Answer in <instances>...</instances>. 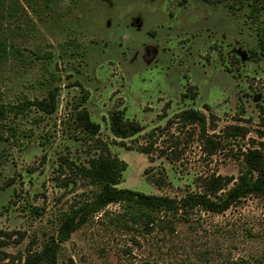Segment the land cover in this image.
Listing matches in <instances>:
<instances>
[{
  "label": "rangeland",
  "instance_id": "rangeland-1",
  "mask_svg": "<svg viewBox=\"0 0 264 264\" xmlns=\"http://www.w3.org/2000/svg\"><path fill=\"white\" fill-rule=\"evenodd\" d=\"M220 1L14 0L0 12V40L11 50L0 63L3 101L57 89L58 102L53 115L33 109L8 121L13 136L0 139V264H24L56 232L59 216L93 193L61 161L83 164L94 154L75 139L78 103L127 163L119 188L181 198L212 174L237 178L242 153L264 149V58L254 54L264 8L254 23L246 1ZM194 86L196 100L183 98ZM117 109L144 130L116 138ZM189 109L207 116V132L220 142L213 155L198 127L183 129L176 119ZM107 211L62 244L59 264H264V196L222 214L198 209L191 226L176 222L174 233L123 229L112 219L120 206Z\"/></svg>",
  "mask_w": 264,
  "mask_h": 264
},
{
  "label": "trees",
  "instance_id": "trees-1",
  "mask_svg": "<svg viewBox=\"0 0 264 264\" xmlns=\"http://www.w3.org/2000/svg\"><path fill=\"white\" fill-rule=\"evenodd\" d=\"M11 1L14 0H0V12L5 11ZM244 1L251 8L249 18L254 23L260 20L264 0H241V3ZM220 2L218 0V3ZM257 37L259 52L254 54L264 58V28H258ZM9 55L11 50L7 41L0 40V63ZM198 95V88L194 86L183 94V98L196 100ZM87 99L88 95L82 98V102ZM33 109L43 115H53L58 109L57 89H51L48 95L41 99L30 100L25 97L12 103L3 101V93L0 90V139L4 137L5 132H10L9 135L13 136V128L7 130L8 121L28 116ZM176 119L180 120L183 129L188 126L198 127L204 150L208 155L215 153L220 142L214 139V135L208 134L207 116L203 112L197 109L185 110L177 114ZM73 123L75 130L82 133L80 136L76 135L75 139L87 143L88 153L94 154L83 164H75L67 157H63L61 161L62 164L74 165L76 174L94 187L93 193L90 198L75 203L59 216L56 232L42 244L40 250H29L24 264H59L62 244L98 214L112 215L107 211L111 204L120 206V211L112 216L115 226L127 230H142L146 234L156 228L158 231L168 228L174 233V224H190L193 212L198 209L222 214L249 196H264L263 148H249L242 153V167L237 178L212 174L201 179V190L175 198L119 188L127 163L112 155L110 144L99 137L101 125L92 120L90 112L82 103L74 107ZM110 130L116 138L125 140L140 134L144 127L139 122L126 118L124 110L117 109L110 113ZM232 133L238 136L242 134V128L235 127ZM140 151L150 153L147 146L141 147ZM32 212L39 213V208H32Z\"/></svg>",
  "mask_w": 264,
  "mask_h": 264
}]
</instances>
